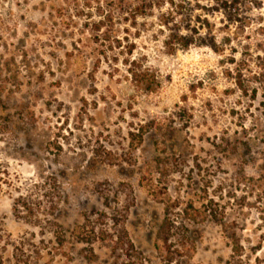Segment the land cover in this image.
I'll use <instances>...</instances> for the list:
<instances>
[{
	"label": "rangeland",
	"instance_id": "rangeland-1",
	"mask_svg": "<svg viewBox=\"0 0 264 264\" xmlns=\"http://www.w3.org/2000/svg\"><path fill=\"white\" fill-rule=\"evenodd\" d=\"M211 2L0 0V264H264V0Z\"/></svg>",
	"mask_w": 264,
	"mask_h": 264
},
{
	"label": "trees",
	"instance_id": "trees-1",
	"mask_svg": "<svg viewBox=\"0 0 264 264\" xmlns=\"http://www.w3.org/2000/svg\"><path fill=\"white\" fill-rule=\"evenodd\" d=\"M213 4H215L214 8H210V10L216 12H224L225 15L228 16L230 21L233 18L238 17L239 12L241 10V4L244 0H211ZM153 4L150 5L152 7ZM180 17V21L176 17ZM190 16L186 15L185 12L180 10L179 7H176L175 10H171L165 12L160 19V24L164 32H168V38L165 43L167 48L172 51L176 50L178 47L183 49L189 48L191 45H194L197 41H202V36H198L201 30V27H192L187 24ZM98 32V30H97ZM187 32V33H186ZM96 32H94L95 34ZM97 35V34H96ZM197 35V37L195 36ZM213 47V46H212ZM214 49V48H213ZM216 50V49H215ZM130 79L136 88L142 91L145 94L154 93L159 87V82L157 78L150 72L148 69H143L139 67L135 62L130 64L129 69ZM259 77L264 79V69L262 70ZM243 88V86H242ZM256 91V90H255ZM146 132L143 131L140 138V143H142ZM151 196L155 201H160L159 196L152 192ZM166 206L167 213L170 210L175 209L177 207L176 203L172 202L170 199H165L162 201ZM177 228L174 225V222L170 220V218L165 219L159 234L158 239L161 244L159 247V252L163 257V260L167 264L176 263L179 259L183 257L185 246L175 247L172 244V239L178 235ZM82 242L89 243V239H83ZM125 245V244H124ZM129 250L133 249V246H127ZM178 264V263H177Z\"/></svg>",
	"mask_w": 264,
	"mask_h": 264
}]
</instances>
